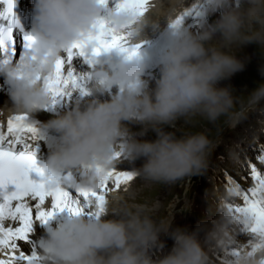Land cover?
I'll list each match as a JSON object with an SVG mask.
<instances>
[{
    "label": "clouds",
    "instance_id": "1",
    "mask_svg": "<svg viewBox=\"0 0 264 264\" xmlns=\"http://www.w3.org/2000/svg\"><path fill=\"white\" fill-rule=\"evenodd\" d=\"M111 3L106 8L99 0H34L31 31L37 55L45 63L29 60L25 70L50 72L64 49L94 31L97 18L107 10L109 22L129 32L133 44L146 38L149 25L156 26L161 17L167 19L169 46L159 59V77L149 87L143 78L147 65L142 56L116 60L109 52L93 70L88 84L91 98L83 105L77 101L43 125L58 135L43 167L65 184L69 183L66 174L72 173L73 185L90 189H99L103 174L120 162L117 151L132 161L143 157L135 172L150 181L171 183L201 174L208 137L203 133L178 136L166 126L175 128L177 121L195 115L215 121L230 113L233 89L219 82L245 67L236 55L242 46L256 43L264 55V0H205L197 32L185 23H172L183 11V0H150L148 11L134 19L115 11ZM216 12L219 16L209 23L208 13ZM16 71V65L0 68V77L10 86V103L0 108V115L5 110L9 115H31L47 109L51 97L42 83L19 79ZM260 71L264 75V63ZM113 88L117 89L114 93ZM105 93L110 99H100ZM262 101L264 80L252 90L247 103L254 107ZM132 124L142 127L134 132ZM149 129L156 138L140 139ZM77 172L82 173L79 179ZM116 200L108 197L99 215L67 214L47 227L41 249L44 264H212L209 249L231 247L235 240L229 212L211 228L189 229L158 224L140 211L118 208ZM162 232L173 240V246L153 259L151 250L164 246L159 238ZM261 256L264 251L251 257L242 253L238 264H260Z\"/></svg>",
    "mask_w": 264,
    "mask_h": 264
},
{
    "label": "snow or ice",
    "instance_id": "2",
    "mask_svg": "<svg viewBox=\"0 0 264 264\" xmlns=\"http://www.w3.org/2000/svg\"><path fill=\"white\" fill-rule=\"evenodd\" d=\"M99 3L107 8L109 0H99ZM112 4L115 11L134 19L148 11L150 0H112ZM0 7V68L16 65L14 75L17 78L42 83L51 97L48 108L71 99L74 93L80 97L89 96L88 84L93 71L78 72L77 58L82 57L95 68L96 58L112 50L127 58L139 55L140 43H131L129 32L119 30L107 16H100L94 31L65 48L55 59L50 72L28 73L25 70L27 61L45 63L37 55L36 38L32 31H25L16 11L17 0H0ZM204 13L205 0H196L172 23H185L186 17H193L199 23ZM40 138L37 122L26 112L0 119V264H44L43 241L35 237L37 225H47L57 213L64 211L89 217L99 215L108 194L120 190L136 176L135 171L116 166L103 174L99 189L73 185L72 173L66 174L69 183L65 184L38 163L36 142ZM115 156L119 160L123 158L119 151ZM256 159L264 166V145H260ZM248 166L251 187L245 188L228 177V191L243 200L242 204L229 202L226 205L233 233L242 239L235 238L231 247L222 249L223 264H234V261L238 264L242 253L251 257L264 251V167L258 168L250 161ZM260 264H264V256H261Z\"/></svg>",
    "mask_w": 264,
    "mask_h": 264
},
{
    "label": "rangeland",
    "instance_id": "3",
    "mask_svg": "<svg viewBox=\"0 0 264 264\" xmlns=\"http://www.w3.org/2000/svg\"><path fill=\"white\" fill-rule=\"evenodd\" d=\"M236 55L245 61V67L219 82L220 86H229L233 89L234 107L230 113L221 115L215 121L195 115L187 121L184 119L177 121L175 128L166 126V130L175 131L178 136L203 133L208 137L210 144L201 174L188 175L171 183L150 181L136 175V180L129 182L124 194L116 196L118 208L123 206L133 211H140L158 224L172 218L173 227L179 225L189 229H208L216 222V215L212 216V210L218 208L220 212L223 211H221L223 204L221 198L225 195V179L224 175L220 174L223 172L222 168L234 169L237 172L238 167L232 155L239 154L241 146V149L249 145L257 147L264 142L262 124L264 116H260V113L258 116V111L264 110V101L254 107H249L247 103L252 90L264 80V75L260 71V66L264 63V55L256 43L242 46ZM240 113L243 115H239ZM141 127L139 124L131 125L134 132H138ZM139 138L154 140L156 133L149 129L146 135ZM247 149L248 147L245 150ZM143 162V157L138 158L135 165L130 167L139 168ZM245 177L251 180L249 174ZM249 183L251 187L252 181ZM159 238L165 243L162 248L152 249L153 259L163 256L173 246V240L166 233H161ZM240 238L239 235L236 237V239ZM209 251L217 256V249L210 248Z\"/></svg>",
    "mask_w": 264,
    "mask_h": 264
},
{
    "label": "bare ground",
    "instance_id": "4",
    "mask_svg": "<svg viewBox=\"0 0 264 264\" xmlns=\"http://www.w3.org/2000/svg\"><path fill=\"white\" fill-rule=\"evenodd\" d=\"M196 0H183V8L182 10L185 8V7H191L193 3H195ZM114 5L111 3L110 4V7H113ZM107 10L102 13V16H107ZM165 17H161L158 21V24L156 26H152V25H149L147 28H146V35H149V36H154L156 35L158 32L160 34L161 37H166V33L165 31L168 30V21L167 19H163ZM163 19V21H162ZM195 22V19L193 17H186L185 19V24L192 27L191 25ZM194 32H197L198 30L197 29H192ZM151 38V37H150ZM151 44H148V46L150 47ZM143 50V48L140 47L139 51ZM157 50L154 49L153 53H155ZM78 72H87L86 70L82 69V70H79V68H76ZM159 77V74L157 73L155 75V77L153 79H149L147 80L149 82V87H154V84H155V79H157ZM117 89L116 88H113L111 90L112 93H114ZM91 97L90 96H87V97H80L78 93H74L73 94V97L71 99H69L71 101V104L69 101H67V104H66V107L65 106H62L60 109L56 106L52 107L47 113H45V116H48V114H52L54 112H56L57 114H61L63 113L64 111L68 110L69 108H71L77 101H79L82 105L88 100L90 99ZM100 99L102 100H106V99H110V94L109 93H105L103 96L100 97ZM10 103V99H6L5 103ZM5 103H1V107H4ZM61 109H65L64 111H62ZM7 112V111H6ZM57 114H55L53 117L57 116ZM263 115L264 116V112L260 113V116ZM50 117V116H48ZM53 117L51 119H53ZM50 119V120H51ZM49 120V121H50ZM48 122V120H46V123ZM264 125V121L262 123ZM50 131H53L51 129H49ZM233 157H236V158H239V154H233L232 155ZM126 161V160H125ZM130 161V160H129ZM121 167V166H119ZM124 168H126L127 170H129L128 167H125L123 166ZM121 167V168H123ZM125 186H122V188H125ZM116 190L114 192V194H108V197L109 198H112V197H116V196H119L120 193H121V190ZM134 195V194H133ZM123 197V195H122ZM121 200V199H120ZM114 203L116 204L117 206V203H118V200L114 201ZM158 210V209H157ZM60 220L57 218V220L54 222V224H52L51 226H54L57 222H59ZM168 223H171L172 224V218H169L167 221L165 220L162 224H168ZM47 227L49 226H46V225H37L36 227V232H35V237L37 238V240H40L42 239L45 235H46V229ZM163 233V232H162ZM212 264H219L218 261L215 260V263H212Z\"/></svg>",
    "mask_w": 264,
    "mask_h": 264
}]
</instances>
